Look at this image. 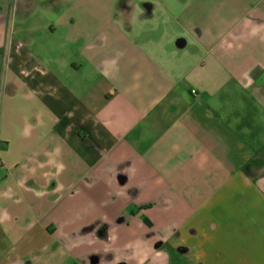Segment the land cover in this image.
I'll return each instance as SVG.
<instances>
[{"label": "crops", "instance_id": "1", "mask_svg": "<svg viewBox=\"0 0 264 264\" xmlns=\"http://www.w3.org/2000/svg\"><path fill=\"white\" fill-rule=\"evenodd\" d=\"M130 9L67 12L0 44V162L56 195L18 238L91 227L108 246L92 264H264V0Z\"/></svg>", "mask_w": 264, "mask_h": 264}, {"label": "rangeland", "instance_id": "2", "mask_svg": "<svg viewBox=\"0 0 264 264\" xmlns=\"http://www.w3.org/2000/svg\"><path fill=\"white\" fill-rule=\"evenodd\" d=\"M130 8L131 0H98L97 4L84 3L81 0H0V44L2 47L10 42L19 46L31 44L35 30L53 25L57 17L67 12L98 10L114 14L118 11L124 13L128 9L131 10ZM118 18L121 22L124 20L131 23V15L126 19ZM18 166L13 164L11 167H5L0 162V264L15 259L25 251L37 256L39 260H44L49 257V252L55 251L56 260L50 257V264H92V258L97 261L102 249L108 246L98 243L91 235L87 238L86 233L90 232L91 227L75 230V238L82 235L79 242L71 239L66 243L44 245L42 241L31 244L18 238H25V235L37 230V224L41 223L37 221L51 213L48 205L56 197L48 195L47 192L45 195L38 194L41 188L37 180L24 178L18 171ZM35 199L46 202L42 210H31L30 201ZM108 252L112 253V250Z\"/></svg>", "mask_w": 264, "mask_h": 264}, {"label": "clouds", "instance_id": "3", "mask_svg": "<svg viewBox=\"0 0 264 264\" xmlns=\"http://www.w3.org/2000/svg\"><path fill=\"white\" fill-rule=\"evenodd\" d=\"M197 259H199V257H197Z\"/></svg>", "mask_w": 264, "mask_h": 264}]
</instances>
